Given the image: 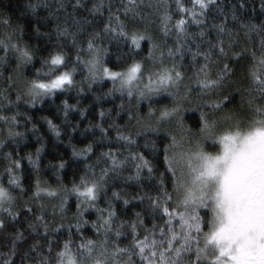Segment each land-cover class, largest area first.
<instances>
[{
    "label": "snow or ice",
    "instance_id": "6c2138e0",
    "mask_svg": "<svg viewBox=\"0 0 264 264\" xmlns=\"http://www.w3.org/2000/svg\"><path fill=\"white\" fill-rule=\"evenodd\" d=\"M190 3L188 7L184 0H175L179 18L174 19L169 0H121L122 7L107 6L108 17L102 30H96L93 21L87 18L81 21L68 13L65 0L51 5L46 2L27 5L33 15L41 7L49 9L45 21L55 20L57 37L71 41L77 50L76 67L83 66L90 83L110 80L113 91L129 98L136 94L141 100L151 99L161 93L173 97L171 107L158 113L150 111L148 122L150 128L154 122L155 131L168 128L170 143L163 149V171L158 175L156 165L142 152H134L129 147L128 155L121 158L120 150L113 151L109 146L108 151L97 157L95 165L87 166L88 174L79 184L74 183L71 193L67 189L41 186L37 181L34 199L58 198L62 218L68 195L75 194L74 223L61 222L59 227L52 228L58 236L66 227L67 239L62 245L58 240L49 239L50 225L45 217V205L41 203L40 214L35 216L41 223H28L29 235H36L29 241L23 231H16L6 245L7 252L0 253V264H264V22L244 23L233 6L231 18L239 28H229L225 16L221 23L212 25L216 32L214 43L208 38L211 30L206 20L213 8L223 15L218 0H190ZM245 6V0H241L239 8ZM71 7L75 11L85 5L82 0H75ZM146 9L159 19L163 46L153 42L147 26L143 30L140 27ZM261 9L264 10V0H261ZM62 10L67 13L63 18ZM104 10L105 4L100 0L89 10V15L103 16ZM191 25L198 27V33L189 31ZM0 27L5 29L0 38L3 53L0 66L12 63V57L13 71L22 77L24 67L33 63L35 53L30 45L21 42L23 29L18 25L13 27L9 16L0 14ZM36 32L40 35L39 27ZM170 35L175 37L174 46L167 43ZM105 39L118 47L128 45V52L124 53L128 57L138 54L142 42L148 40L151 48L146 61L151 66H146V61L133 59L131 63L125 61L123 70H113L106 64L109 49L103 46ZM203 44L207 45L206 50H202ZM186 54L191 55L190 63L185 62ZM124 56L118 54L116 59L123 60ZM241 64H244L242 78L237 79ZM42 65L33 79L22 78L17 84L14 76L6 78L8 88L19 87L15 104L24 99L35 107L74 84L76 67L71 72L63 70L67 62L62 50L43 59ZM8 88L0 90V122L7 126L8 136L14 138L22 135L14 129L20 113L7 114L13 106ZM232 90L239 94L241 102L238 108L229 109L227 105L235 98ZM193 94L199 100L194 108H188L186 105L192 102ZM68 108L65 101V115ZM188 111H199L194 128L186 123ZM100 115L103 117L104 113ZM48 124L59 137L53 122L49 120ZM100 132L102 142L108 132L103 127ZM116 140L128 146L137 143L131 133L119 129ZM93 153L92 144L81 151L73 149L75 156L86 160ZM11 156L9 153L8 184L23 191L15 174L21 163ZM28 159L38 166L31 156ZM129 165L135 174L128 180L149 181L141 185L147 190L142 191L139 202H147L152 227L146 226L138 212L126 232L125 223H117L114 204V200L121 199V194L112 192L105 208H100L97 202L102 193L107 195L110 178L119 176ZM59 167L63 169L64 163ZM96 167H99L98 173ZM166 181H170V186ZM10 187L0 183V213L18 222L20 212L13 208L16 197ZM129 202L124 200L125 205ZM89 209L97 213L96 221L91 223L93 236L84 232L89 224L84 213ZM24 212L34 214L31 206H26ZM55 216L53 208V219ZM6 227L5 218L0 216V229ZM122 237L127 240L126 244Z\"/></svg>",
    "mask_w": 264,
    "mask_h": 264
},
{
    "label": "trees",
    "instance_id": "16d2710c",
    "mask_svg": "<svg viewBox=\"0 0 264 264\" xmlns=\"http://www.w3.org/2000/svg\"><path fill=\"white\" fill-rule=\"evenodd\" d=\"M48 3L56 4L58 0H0V14L10 17L13 27L20 26L23 29L22 43H27L34 51L33 63L26 65L23 69V76H16L14 73L15 61L10 57L12 63L0 66V90L8 88V76H14L17 84L21 78L33 79L36 76V71L42 69V60L47 58L50 54H55L57 51H63L66 54L67 67L63 68L64 71L71 72L73 67H76V48L72 47L70 40L58 38L55 32V20L45 21L48 16L49 9L41 7L36 15H33L27 8L29 3ZM85 7L73 10L71 5L75 0H65L67 12L73 13L76 19L83 21L85 18L93 21L97 25L96 30H102L103 23L107 20L108 12L107 6L112 4L116 7L121 6V0H103L105 10L103 16L97 15L95 17L89 15V10L94 4L99 3L100 0H82ZM126 2V0H124ZM147 2V0H146ZM155 2V0H153ZM241 0H218L221 6V12H217L213 8L207 16L206 24L210 31L209 37L216 42V32L212 29L214 23L219 24L224 17H227V26L229 28H239V24L232 20V8L237 9V15L243 20L244 23L251 21L255 24L264 22V10L261 9V0H245V8L240 9L239 4ZM171 4V11L174 13V19L179 18L176 13L175 0H169ZM186 6L191 7L190 0H184ZM51 11H55L52 8ZM151 10L144 11V21L140 25L143 30L147 26L148 34L153 37V42L164 45L162 33L159 30V19L157 15ZM63 18L67 13H60ZM39 19L40 23L37 24ZM71 27V25H69ZM39 27L40 35H37L36 28ZM5 29L0 27V38L3 37ZM189 31L193 34L198 33L199 29L196 25H191ZM44 33L49 35L45 36ZM175 37L170 35L167 38L169 46H174ZM198 39V37H197ZM226 39V38H225ZM243 43V41H241ZM63 45V48H61ZM103 46L109 49L106 58V64L113 70H123L125 61L131 63L132 60L146 61L151 43L148 40L142 42L138 54L132 57L124 56L128 52V45L121 44L119 47L115 42H109L105 39ZM86 47V45H85ZM193 50L195 46L192 45ZM207 45H202V50H206ZM0 51V55H2ZM124 56L123 60H117V55ZM185 62H191V55L186 54ZM246 63V62H245ZM146 66H151L150 61H146ZM244 64L238 67L237 79L242 78V71ZM46 70V68H44ZM189 74H191L189 72ZM74 84L68 87L66 91H59L54 97L44 100L42 103H37L32 107L22 99L19 104H15L16 95L19 87L8 88L10 98L13 101V106L8 115H14L17 112L19 123L14 126L15 131L22 133L21 136L9 137L7 134V126L0 122V142L3 147H0V183L5 187H10L8 184V173L6 171L9 166L10 160L8 154L11 153L12 159L19 160L21 167L15 170V174L20 178V184L23 188L21 191L14 186L10 187L13 195L16 197L13 208L20 212L18 222L12 221L6 214L0 213V216L5 218L6 228L0 229V253L7 252V246L16 231H23L31 241L33 233L29 235L31 230L28 228L29 222L41 223L35 220V216L40 214L39 205H45V217L50 225L49 239L58 240L62 245L64 240L67 239V228L61 229L60 234L57 236L52 228L53 226L59 227L63 222L65 225L69 221L74 223L73 217L77 213V198L75 194H69L67 198V206L65 208V216H60L59 199L43 197L40 200L34 199L36 191V183L40 182L41 186H51L54 189H67L71 193V189L75 184H79L80 179L87 173V166L89 164L95 165L96 159L102 152L109 150V146L113 151L120 150L121 158L128 155L129 147L132 151L142 152L146 158L151 160L156 165V174L163 171V149L170 143L168 136V128H161L155 131V127H149V112L153 111L158 113L165 107L173 105V99L170 97H160L156 99L139 101L138 97L134 94L129 98L126 94L121 95L118 91H113V85L110 80L97 81L90 83L87 81V71L81 65L76 67L74 73ZM233 91L235 97L227 107L232 109L239 107L240 97L239 94ZM199 97L193 94L192 102L187 104L186 107L194 108L196 101ZM65 101L69 108L67 115H65ZM101 112L104 116L101 117ZM199 116V111H188L185 113L186 123L195 127ZM51 120L56 128L59 130L60 135L57 137L55 132L50 128L48 121ZM140 121L138 124L137 121ZM107 129L108 137L101 142L100 128ZM117 129L124 133H131L133 138L137 141L135 145L128 146L124 141H117ZM137 133H140L137 135ZM89 144L93 145L94 153L86 160L83 157L75 156L73 149L81 151ZM154 146V147H153ZM31 156L32 160L37 162L38 166L29 163L28 157ZM64 163L63 169L59 165ZM99 172V167L95 168ZM135 174L133 167L126 166L121 170L119 176L111 177L108 184L107 195L101 194V199L97 202L100 208L107 207V199L112 197V192H119L121 199L114 200L116 207L118 221L125 223L124 231H129L127 225L137 219L136 213H141L142 218L145 220L148 228L152 227V217L147 208V202H139V196L142 191L141 185H147L149 181L142 179L141 181L128 180L129 176ZM170 186V181H166ZM129 200V204L125 205L124 200ZM26 206L33 208L34 214L25 215L24 209ZM55 208V219L52 217V210ZM85 219L89 224L84 227V232L88 236H93L91 223L96 221L97 213L94 209L84 213ZM43 229H41L42 233ZM75 231V229H73ZM123 243L127 240L122 237ZM43 242V241H42Z\"/></svg>",
    "mask_w": 264,
    "mask_h": 264
},
{
    "label": "rangeland",
    "instance_id": "374dc122",
    "mask_svg": "<svg viewBox=\"0 0 264 264\" xmlns=\"http://www.w3.org/2000/svg\"><path fill=\"white\" fill-rule=\"evenodd\" d=\"M22 79V78H21ZM87 81H88V79H87ZM104 81V80H103ZM89 82V81H88ZM117 87H118V85H117ZM119 92V91H118ZM136 95V94H135ZM137 96V95H136ZM138 97V96H137ZM160 97H170V98H172L173 99V97H171V96H168L166 93H161V94H159V95H154V96H152L151 97V99H156V98H160ZM48 98H50V97H47V98H45L44 100H46V99H48ZM43 100V101H44ZM138 100L139 101H142L139 97H138ZM143 100H149V99H143ZM38 103H41V102H38ZM152 126L153 127H155V124H154V122H153V124H152ZM208 146L206 145V148H207ZM209 150H213V149H211V148H209Z\"/></svg>",
    "mask_w": 264,
    "mask_h": 264
}]
</instances>
